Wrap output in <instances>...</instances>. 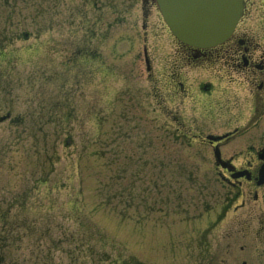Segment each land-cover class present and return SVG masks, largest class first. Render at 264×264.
Here are the masks:
<instances>
[{"label": "rangeland", "instance_id": "1", "mask_svg": "<svg viewBox=\"0 0 264 264\" xmlns=\"http://www.w3.org/2000/svg\"><path fill=\"white\" fill-rule=\"evenodd\" d=\"M149 9L0 0V264L201 257L202 214L220 185L205 176L204 145L174 140L154 111L145 46L162 82L175 49Z\"/></svg>", "mask_w": 264, "mask_h": 264}, {"label": "flooded vegetation", "instance_id": "2", "mask_svg": "<svg viewBox=\"0 0 264 264\" xmlns=\"http://www.w3.org/2000/svg\"><path fill=\"white\" fill-rule=\"evenodd\" d=\"M153 1L142 0L147 16ZM255 3L245 0L225 42L200 48L174 40L163 82L150 74L154 111L167 115L174 140L204 145L205 176L220 185L208 192L194 264H264V0L253 20Z\"/></svg>", "mask_w": 264, "mask_h": 264}, {"label": "water", "instance_id": "3", "mask_svg": "<svg viewBox=\"0 0 264 264\" xmlns=\"http://www.w3.org/2000/svg\"><path fill=\"white\" fill-rule=\"evenodd\" d=\"M244 0H157L174 35L183 43L208 46L227 39Z\"/></svg>", "mask_w": 264, "mask_h": 264}]
</instances>
